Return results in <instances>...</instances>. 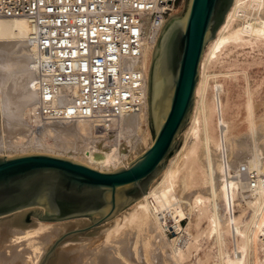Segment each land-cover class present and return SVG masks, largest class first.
I'll use <instances>...</instances> for the list:
<instances>
[{"label": "bare ground", "instance_id": "obj_1", "mask_svg": "<svg viewBox=\"0 0 264 264\" xmlns=\"http://www.w3.org/2000/svg\"><path fill=\"white\" fill-rule=\"evenodd\" d=\"M163 28L154 36L146 25L141 55L126 62L128 69L144 76L140 112L108 127L97 119L37 123L30 118L39 95L31 68L36 48L29 43L28 20L0 18V152L4 149L7 158L42 152L69 156L100 172L128 167L131 163L124 156L137 133L140 137L135 141L141 145L149 141L150 147L153 143L149 76ZM261 65L264 0H234L215 38L203 51L181 149L147 194L113 217L112 229L104 230L102 242L93 247L94 243L88 245L83 239H70L59 245L56 253L67 255V264H264V137L257 133L259 119L249 80V70ZM217 67L225 74L222 80H215L208 96L207 71ZM240 78L246 84L243 115L233 93ZM70 103L71 97L63 92L59 104ZM143 126L147 127L145 132L141 131ZM39 210L44 213L42 209L30 212L35 215ZM25 211L2 216L0 221L17 227V217ZM185 219L189 223L183 231ZM204 221L206 229H202ZM86 223L84 219L40 220L31 231H6L0 235V264H22L25 255L39 264L45 254L43 246L51 245L62 231ZM170 229L181 232L173 244L166 234ZM214 238L216 254L209 245ZM227 238L231 253L226 251Z\"/></svg>", "mask_w": 264, "mask_h": 264}, {"label": "water", "instance_id": "obj_2", "mask_svg": "<svg viewBox=\"0 0 264 264\" xmlns=\"http://www.w3.org/2000/svg\"><path fill=\"white\" fill-rule=\"evenodd\" d=\"M234 0H186L182 15L165 24L149 76L151 146L128 168L100 172L64 157L30 153L0 156V217L28 208L41 221L86 217L92 226L65 234L59 243L105 223L147 194L177 151L179 134L190 124L203 51L215 38Z\"/></svg>", "mask_w": 264, "mask_h": 264}, {"label": "built area", "instance_id": "obj_3", "mask_svg": "<svg viewBox=\"0 0 264 264\" xmlns=\"http://www.w3.org/2000/svg\"><path fill=\"white\" fill-rule=\"evenodd\" d=\"M180 0H0V18H25L37 123L97 119L114 126L140 112L144 76L126 62L142 53L145 26L159 35ZM71 97L60 105L62 93ZM102 128V127H101Z\"/></svg>", "mask_w": 264, "mask_h": 264}, {"label": "rangeland", "instance_id": "obj_4", "mask_svg": "<svg viewBox=\"0 0 264 264\" xmlns=\"http://www.w3.org/2000/svg\"><path fill=\"white\" fill-rule=\"evenodd\" d=\"M185 6H186V0H180L179 5H178L177 9L175 10V12H174V14L172 16H178V14L182 15L184 10H185ZM242 54L244 55V53H242ZM241 55H240V58L243 61L245 59V56H243V55L241 56ZM224 74H225V72L223 71V69H221L219 67L210 68L207 71V75L209 76V78H208V85H209L208 86V96L212 95L211 87L214 85L215 80L216 79L222 80V75H224ZM241 75L242 74L239 73L240 77H241ZM249 77H250L249 80H250V83H251V89L254 92L253 93L254 102H255L256 109H257L256 118L259 119L257 133L264 137V65H261L259 67H256V66L252 67L249 70ZM245 87H246V84H245L244 80L240 78L238 86L234 87V90H233V93H234V96H235V100L241 106L242 115H243L242 103L244 102V98H245L244 97V89H245ZM222 99L225 100L224 97H222ZM146 129H147V127L143 126L141 131L145 132ZM149 131L151 133L150 127H149ZM184 131H185V129L178 136L177 151L174 153V155L172 157L168 158V162L181 149V147H182V145L184 143V139H185V135L183 133ZM139 135H138V133H137V135H135V137H134L135 140L139 139V137H140ZM2 136H4V135H2ZM152 139L153 138H152V134H151L150 140H152ZM135 140L132 141L128 145L127 153L124 156L126 161H127V163H132L136 158H138L141 154H143L149 148V141H148V143L146 142L143 145H141L140 143H138ZM212 151H213L214 154L217 153V151L214 148H212ZM263 152H264V149H263ZM37 154H46V152L37 153ZM16 155H21V154H14L13 156H16ZM47 155H49V154H47ZM0 156L7 157V154L4 152V149H2V151L0 152ZM57 157H64V158L70 159V158H68L69 156H66V157L65 156H57ZM168 162H167V164H168ZM128 167H126V168H128ZM158 176L156 178H158ZM263 176H264V173L262 174V177ZM156 178L154 180H156ZM33 209H36V208H29V211L28 210L27 211L24 210L25 212H23V214H20L21 217L18 215L17 220L20 223L18 224V221H16V226L17 227H8L7 225L3 224L6 220L4 221L2 219L3 221H0V233H1L0 235H6L5 234L6 231H10V230L11 231L12 230L17 231V229H18V232H26V231H31V230L35 229L36 225H37V221H40V220L33 214V212H30ZM74 219H78V220L84 219V220L87 221V223L82 225V226H80V227H78V228H71L69 230L62 231L56 237L57 239L55 241H53V243L51 245H45V247L43 246L42 254L43 253L47 254L49 249L57 242V240H59L65 234H68L71 231L81 230L83 228H88V227L92 226V219H90V218L81 217V218H74ZM112 219L106 221L105 223H101L100 225H102V226L97 225V226L91 228L90 230H88L87 232H85V233H83L81 235L75 236V237H73L71 239L72 240L83 239L84 240L83 243H88V245L94 243V245H93V247H94L97 243H100V242H102L104 240V237H103L104 236V230L106 231L107 229H109V230L112 229V227L109 228V226L112 225V223H113ZM249 219H250V217H249ZM70 220H73V219H70ZM188 223H189V221L187 219L182 221L181 225H182V228H183L182 230L183 231H185L187 229ZM206 228H207V221H204L203 224H202V229H206ZM95 229H97V230H95ZM191 232L195 233L194 232V228L191 229ZM166 234H167V238H168V240H169V242L171 244H173L174 241L179 240L180 237H181V232H177L174 229H170L169 231L166 232ZM63 242H65V241H63ZM63 242L59 243V245H61ZM226 243L229 244V246L227 247L226 251H229L228 253H231L232 245L230 244V239L229 238L226 239ZM209 245H210L211 249H213V253L216 254L218 252V248H217L218 246L216 244L215 238L212 240L211 244H209ZM58 246H57V248H58ZM63 253H65V251H63ZM45 254L43 255L42 259L44 258ZM27 259H28V257H27V255H25L24 259H23L24 261H23L22 264H33V263H35V262L29 261ZM42 259L40 260L39 264L41 263ZM67 260H68L67 255L62 256V253L59 254V253H56V251H55L53 253V255L49 258V260L47 261L46 264H67Z\"/></svg>", "mask_w": 264, "mask_h": 264}]
</instances>
